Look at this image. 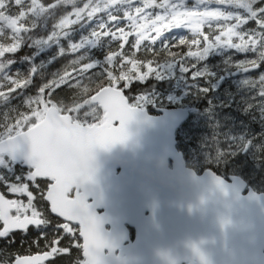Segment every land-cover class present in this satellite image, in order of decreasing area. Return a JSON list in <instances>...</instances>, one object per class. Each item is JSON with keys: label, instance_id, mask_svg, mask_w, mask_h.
Wrapping results in <instances>:
<instances>
[{"label": "snow or ice", "instance_id": "1", "mask_svg": "<svg viewBox=\"0 0 264 264\" xmlns=\"http://www.w3.org/2000/svg\"><path fill=\"white\" fill-rule=\"evenodd\" d=\"M176 29L189 50L164 43L160 62L154 46ZM141 46L154 58L137 59ZM216 49L252 57L225 58L242 71L264 66V0H0V107L19 101L0 116V264H102L86 200L93 149L127 139L146 99L128 92L172 65L210 79L200 62ZM25 141L29 167L16 169Z\"/></svg>", "mask_w": 264, "mask_h": 264}, {"label": "water", "instance_id": "2", "mask_svg": "<svg viewBox=\"0 0 264 264\" xmlns=\"http://www.w3.org/2000/svg\"><path fill=\"white\" fill-rule=\"evenodd\" d=\"M195 110L137 107L126 140L93 149L85 187L99 233L121 245L125 224L134 229L127 250L103 253L102 264H264V191L239 176L198 174L176 149V130ZM28 150L25 141L11 161L28 167Z\"/></svg>", "mask_w": 264, "mask_h": 264}, {"label": "trees", "instance_id": "3", "mask_svg": "<svg viewBox=\"0 0 264 264\" xmlns=\"http://www.w3.org/2000/svg\"><path fill=\"white\" fill-rule=\"evenodd\" d=\"M204 30L208 31L207 26ZM180 37L192 38L187 30L176 29L170 34L166 33L164 40L154 46V51L160 54V62L168 55L163 51L164 43L169 44L171 51L180 54L189 50L186 45H179ZM112 50L119 51L118 44H114ZM192 50L195 51L196 48L193 47ZM124 51L131 55L135 50L129 46ZM227 56H232L233 59L252 58L234 51L212 50L200 62V67L207 68L212 74L210 79L194 81L190 73L172 65L163 71L161 77H149L144 84L127 95L130 103L134 102L133 98L137 94L149 95V103H142L140 106L146 107L150 113L163 107H195L196 111L191 113L176 132V147L183 153L186 165L197 173L210 168L222 177L239 175L254 190L262 192L264 83L260 81L264 80V66L256 71L242 72L232 65H226ZM136 58L146 60L154 57L141 46ZM64 63L65 61H60L51 66L49 71L61 70ZM198 86L207 87L208 91H198ZM18 103L19 101H13L12 105L0 107V116ZM0 191H4L3 188Z\"/></svg>", "mask_w": 264, "mask_h": 264}, {"label": "flooded vegetation", "instance_id": "4", "mask_svg": "<svg viewBox=\"0 0 264 264\" xmlns=\"http://www.w3.org/2000/svg\"><path fill=\"white\" fill-rule=\"evenodd\" d=\"M23 198V197H21ZM98 213H101V211H97ZM126 229H127V235H126V239L124 240L123 243H121V245L118 244H109L105 235L101 234L102 239H104V241L106 242V245L103 249V253L106 254L109 251H112L114 249L115 255H117L120 251H126L127 250V246L132 242L133 239V235H134V230L126 225ZM110 230V225L106 224L104 226V231H109ZM194 264H196V261H193Z\"/></svg>", "mask_w": 264, "mask_h": 264}, {"label": "rangeland", "instance_id": "5", "mask_svg": "<svg viewBox=\"0 0 264 264\" xmlns=\"http://www.w3.org/2000/svg\"><path fill=\"white\" fill-rule=\"evenodd\" d=\"M192 2V0H189V3H191ZM217 50V49H216ZM146 96V99L142 102V103H149L148 101L150 100L149 99V95H145ZM142 103H140V104H142ZM140 104H138V105H140ZM13 164V166L15 167V165L16 164H14V163H12ZM16 169H18L19 167H15ZM4 190V189H3ZM9 198H16V197H13V196H9Z\"/></svg>", "mask_w": 264, "mask_h": 264}]
</instances>
